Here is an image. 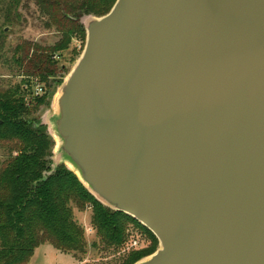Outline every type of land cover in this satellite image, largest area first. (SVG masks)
I'll use <instances>...</instances> for the list:
<instances>
[{"label":"water","instance_id":"1","mask_svg":"<svg viewBox=\"0 0 264 264\" xmlns=\"http://www.w3.org/2000/svg\"><path fill=\"white\" fill-rule=\"evenodd\" d=\"M54 95L59 165L158 249L264 264V0H116Z\"/></svg>","mask_w":264,"mask_h":264},{"label":"trees","instance_id":"2","mask_svg":"<svg viewBox=\"0 0 264 264\" xmlns=\"http://www.w3.org/2000/svg\"><path fill=\"white\" fill-rule=\"evenodd\" d=\"M116 0H34L43 29L59 40L42 47L22 41L11 50V30L23 22V0H6L0 9V65L22 80L0 86V264H29L45 244L74 258L86 252L85 232L74 211L91 210L90 225L105 251L122 252L135 232L144 248L124 251L112 264H135L152 255L158 241L132 218L98 202L63 165H53L54 141L37 113L49 107L56 89L85 46L82 17H102ZM77 42L72 47L73 42ZM10 55V56H8ZM68 56V57H67ZM42 92L35 94V87ZM96 246L95 244L93 245Z\"/></svg>","mask_w":264,"mask_h":264},{"label":"rangeland","instance_id":"3","mask_svg":"<svg viewBox=\"0 0 264 264\" xmlns=\"http://www.w3.org/2000/svg\"><path fill=\"white\" fill-rule=\"evenodd\" d=\"M5 1L6 0H0V9L2 8V3ZM21 13L24 17V20L11 30L6 44L7 50H11L22 41H29L42 47H48L54 45L59 40V34L54 30L46 31L43 29L41 18L39 17L37 8L34 4V0H23ZM90 18L91 16L82 17L80 22L83 26H85L86 22L90 20ZM1 24L2 21L0 20V25ZM72 44V47L76 46V48L78 49L77 42L74 41ZM81 54L76 57L73 64L66 63L69 73L75 66ZM68 74L63 75L62 83ZM21 80L22 77L19 76V73L11 71L8 66L0 65V86L2 88L5 89L10 86H14ZM58 88L56 89L55 93L57 92ZM54 95L50 100L49 107H41L37 113V117L39 118L41 124L46 126L47 133L50 136L51 132L49 128V121L54 114ZM51 138L53 139L55 144L53 148L52 161L53 165L57 166L59 165V160L57 157H55L56 142L52 136ZM1 154L3 153L0 151V155ZM90 217V209H86L83 212L74 211V219L79 225L83 227L85 232L86 252L84 255H79L78 257L74 258L72 255L62 254L56 251L51 245L45 244L35 250L29 264H112L119 261V259L123 256L124 251H129L130 249L139 250L144 248V246L146 245L145 238L133 232L132 240L127 245L124 251L117 253L113 251H105L103 250V246L99 243V240L96 238L94 230L91 228ZM134 240L138 242V246L135 248H130V244ZM94 244L96 245L95 247L93 246Z\"/></svg>","mask_w":264,"mask_h":264},{"label":"built area","instance_id":"4","mask_svg":"<svg viewBox=\"0 0 264 264\" xmlns=\"http://www.w3.org/2000/svg\"><path fill=\"white\" fill-rule=\"evenodd\" d=\"M42 92V89L40 88V86H36L35 87V94H40ZM138 246V242L137 241H132L131 244H130V248H135Z\"/></svg>","mask_w":264,"mask_h":264}]
</instances>
